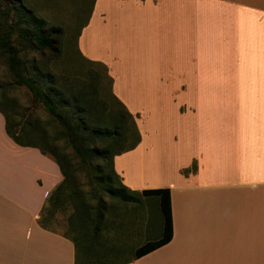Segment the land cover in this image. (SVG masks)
<instances>
[{
    "label": "crops",
    "instance_id": "1",
    "mask_svg": "<svg viewBox=\"0 0 264 264\" xmlns=\"http://www.w3.org/2000/svg\"><path fill=\"white\" fill-rule=\"evenodd\" d=\"M78 46L139 141L102 224L69 235L40 222L59 165L0 112V264H264V0H93ZM159 188L172 237L137 256L164 235Z\"/></svg>",
    "mask_w": 264,
    "mask_h": 264
},
{
    "label": "rangeland",
    "instance_id": "2",
    "mask_svg": "<svg viewBox=\"0 0 264 264\" xmlns=\"http://www.w3.org/2000/svg\"><path fill=\"white\" fill-rule=\"evenodd\" d=\"M25 2L47 25L62 28L59 38L60 55L47 68L58 78L59 86L55 88L45 82L48 84L49 96L54 97L58 111H62L70 101L60 104L63 98L51 94V88L64 93L74 89L73 91L81 94L83 105L90 111L86 114L88 127L81 131L80 135L83 149L76 150L66 138V134L63 132L61 134L55 128L58 122L56 120L53 122L54 119L47 110L34 107L32 94L27 88L10 86L6 91L7 98L13 99L7 102L6 107L15 112V120L20 119L24 113L34 112V115L46 123L49 136L56 138L60 146L65 148L72 172L69 178L64 180L63 189L60 190L58 197L47 203L46 215L47 226L72 235L81 229H95L102 224L103 217L115 198L108 190L110 183L106 182L105 175H111L115 181L111 155L122 148H128L133 142L135 132L132 126L129 129L124 126L122 129L127 128L126 132L114 134L115 128L111 125H120L125 119L118 118L113 121L110 115L114 111H119L121 106L112 94L111 83L105 75V69L101 65L83 60L79 52L78 36L82 26L87 22L93 0H25ZM21 56L23 59L31 60V64L41 58L39 53L27 50H22ZM47 56L50 58L52 55L48 52ZM3 60L4 57L0 56V83L7 81L10 74ZM31 75H35L34 72L31 71ZM92 81H95L94 87L90 86ZM71 83L73 89L70 88ZM97 89L98 95H93ZM97 122L103 125H98ZM97 126L101 128V132L94 130ZM105 151L108 158L101 156Z\"/></svg>",
    "mask_w": 264,
    "mask_h": 264
},
{
    "label": "trees",
    "instance_id": "3",
    "mask_svg": "<svg viewBox=\"0 0 264 264\" xmlns=\"http://www.w3.org/2000/svg\"><path fill=\"white\" fill-rule=\"evenodd\" d=\"M61 34V27L47 25L43 19H40L34 13L33 9L26 5L25 0H0V56L4 57L3 61L10 70L8 80L0 83V112L5 117L6 132L19 145L38 148L43 154L51 157L59 165L65 179H68L72 172L70 164L68 163V155L64 151L65 148L60 146L56 141V138H51L49 136V131L43 119L34 115L33 112L24 113L20 116V119L15 120V112L6 107L8 104L7 102L13 100L7 98V88L10 86L27 88L32 94L34 107L46 109L50 116L53 117V122L55 120L58 122V124L55 125L58 132L66 134V138H68V141L71 142L76 150L83 149V142L80 135L82 134L81 131L88 127L86 125L88 121L86 114L90 111L86 105H83L81 94L73 91V83H71L70 86L73 90H70L69 92L65 91V93L51 88V94L63 98V101L60 104L70 101L64 110L58 111L57 101L54 97L49 96V89L47 87L48 84H51L52 87L55 88L59 86L58 78H56L47 68L49 64L60 55L61 46L59 38ZM22 50L39 53L41 58L35 60L31 64V60L23 59L22 56L20 57ZM48 52L52 55L50 58L47 56ZM87 62L101 65L92 61ZM101 66L105 69L106 77L110 83H112V79L108 75L106 68L103 65ZM31 71L34 72L35 75H31ZM94 83L95 81H92L90 86L94 87ZM93 95H98V89L95 90ZM113 96L121 107L119 108V111L112 112V115H110L111 118L113 117V121L118 118L125 119V122L120 125H111L115 128L114 134L115 132L116 134L119 132H126V130L132 126L135 132V137L128 148L133 147L137 144L140 138L135 119L114 94ZM97 124L103 125L98 122ZM124 126L128 129H122ZM94 130L96 132H101V128L98 126L95 127ZM125 149L127 148H122L112 153V170L114 155ZM107 151L101 155L102 158H108L106 155ZM101 173H103V171H101ZM113 174L115 181L112 180L111 175H105L106 182L110 183L108 190L115 195L119 191L116 188L119 178L114 170ZM64 183L65 181L51 192L47 203L52 201L56 196L58 197L60 190L63 189ZM144 193L158 195L160 197L162 210L165 216V231L160 240L149 242L139 248L137 256L143 255L167 243L172 237V215L169 189H148L144 190ZM46 205L43 209L44 213L40 219L43 226H47L48 218L46 215Z\"/></svg>",
    "mask_w": 264,
    "mask_h": 264
}]
</instances>
